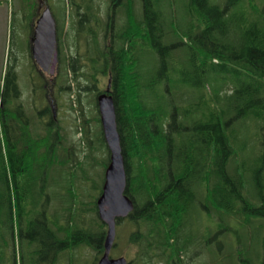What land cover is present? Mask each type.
I'll return each instance as SVG.
<instances>
[{
    "label": "trees",
    "instance_id": "obj_1",
    "mask_svg": "<svg viewBox=\"0 0 264 264\" xmlns=\"http://www.w3.org/2000/svg\"><path fill=\"white\" fill-rule=\"evenodd\" d=\"M28 1L33 6L35 0ZM93 1L69 0L70 33L77 30L76 39L88 37L90 45L85 54L77 47L74 57L63 60L67 65L59 88L62 96L69 95L70 128L31 117L18 123L13 91L23 90L13 66L0 82V210L6 205L12 213V200L6 196L11 190L10 170L17 190L20 186L35 192L30 207H20L26 203L20 200L18 208L28 233L34 229L30 242L34 264L62 263V253L54 259L57 250H66L64 264H79L83 256L90 262L89 252L96 264L104 253L106 225L98 216L99 197L94 205L87 202L79 213L71 208L68 214L45 206L44 198L50 187L61 190L68 168H74L68 163L77 153L85 163L104 161L106 168L108 156L97 159L107 150L101 127L97 128L99 113H87L81 103L87 92L93 104L105 92V83L111 84L127 193L135 202L129 218L119 221L132 228L126 243L136 247L137 258L131 264H184V255L212 236L211 257L213 242L220 240L209 228L202 233L195 227L192 216L198 211L221 223L239 219L242 228L257 226L264 232V221L257 222L264 219V197L257 204L263 169L253 170L252 179L247 177L249 169L245 163L239 166V158L249 143L240 146L239 135L232 133L238 122H264V0H189L188 12L182 10L176 17L164 0H143L141 16L135 0H123L109 27V40L108 21L101 20V7ZM89 3L90 8L85 6ZM117 15L124 24H115ZM72 95L74 99L69 98ZM98 131L99 142L94 144L100 152L85 153V148L93 149ZM80 132L83 137L77 139ZM233 158L237 163L230 170ZM46 224L59 231L56 236L61 240H52ZM117 245L116 241L114 250ZM36 256L42 257L38 263ZM259 262L264 264V252Z\"/></svg>",
    "mask_w": 264,
    "mask_h": 264
},
{
    "label": "rangeland",
    "instance_id": "obj_2",
    "mask_svg": "<svg viewBox=\"0 0 264 264\" xmlns=\"http://www.w3.org/2000/svg\"><path fill=\"white\" fill-rule=\"evenodd\" d=\"M48 5L54 13V16L57 20V24H59L60 28H63L64 36V48L62 54L64 56L68 55V53H74L76 47H84V44L87 45L85 41L89 39L88 37H82L78 40L75 37L68 35V25L69 21V0H47ZM93 1V0H92ZM168 12L171 16H177L178 13H181L182 10H186L190 7L189 0H164ZM119 3V1H118ZM117 3V4H118ZM136 3V14L141 16L143 10V0H135ZM93 5H99L101 7V20L103 22L108 21V16L106 14H111V4L109 0H96L93 1ZM46 6V5H45ZM31 5H29L28 0H0V82H2L7 62L8 52H9V43L12 40V18L19 13H30ZM116 22H119L120 25L124 24V19L120 23L119 16H116ZM118 20V21H117ZM21 21V18L18 19V22ZM21 27L23 29V34H20L22 30L20 27H13V30L16 32L17 44L14 46L16 56L18 58L17 65L14 64L18 74H19V85H21L22 90L25 95H29L31 92V88L35 84H38V77L36 76V72L34 71V67L32 65V61L30 58V50H29V35L30 28L29 24L24 26V23H21ZM117 25V24H116ZM119 27V25H118ZM114 27L113 30H115ZM96 30V28H94ZM101 30V26H100ZM111 37V30L108 28V40ZM81 42H78L80 41ZM81 43V45H80ZM65 63L60 64V77L64 73L66 69ZM66 73V72H65ZM31 74H33L32 80L30 79ZM106 88V83L104 84ZM68 93L64 92V96L60 97L59 104L61 107V115L59 117V121L61 124L67 128H70L71 120L73 114L68 110ZM76 95H72L69 98L74 99ZM38 99V98H37ZM36 99V100H37ZM35 100V101H36ZM32 101V100H31ZM30 102L28 105V114L29 116L38 122H40V113H36L30 108ZM35 101L33 104H35ZM39 102V101H37ZM76 105H78L77 100H75ZM80 103V102H79ZM81 103L83 104L86 112L89 110L92 111L93 114L98 113L97 100L95 98V102L92 104L91 97L89 93L84 92L81 95ZM40 108L43 107V104L39 105ZM79 107V105H78ZM63 117V120L61 119ZM264 122L260 121L259 123L246 121L243 123L238 122L232 128V133H237L240 138L239 145L244 146V144L249 143V145L245 148V151L241 154L239 158V166L242 164L247 165V169H249L248 178L252 179V172L255 169L262 168L260 180V187L257 192V204L261 205L263 203L264 197ZM100 126L97 125V128ZM231 130V129H230ZM90 135V134H89ZM96 137L93 138V149L85 148V153L91 152L95 150V153H99V149L96 147L97 145L94 142H99V131L96 134ZM79 137H83V133H78L77 139ZM91 138V137H90ZM86 144L90 143L89 140L85 141ZM238 143V142H237ZM3 139V156L7 157L6 146ZM77 155V156H76ZM75 155L73 161L68 163V167L73 165L74 168L69 167L67 170V175L65 181L63 183V187L61 190H57L56 186L50 187L49 196L44 198L45 206H54V208H60L65 211V214H68L69 209L74 208L77 213H79V208H85L86 203L88 202L91 205H94V202L99 197L104 175H105V164L101 161H92L89 160L87 163L84 162L83 155H79L78 153ZM86 155V154H85ZM105 156H108V152L103 154H98V160H103ZM243 157V158H242ZM80 160H79V159ZM242 158V159H241ZM8 163V162H7ZM236 160L233 158L230 162V170H233L236 166ZM9 169V168H8ZM75 170V171H74ZM9 184H10V192L6 194V196L12 200V213L9 214L6 205H2V210H0V255L3 258V264H34L33 261V251L31 247V235H34V229L32 228L29 233L27 231V220L22 219V216L18 212L19 201L25 200L26 203L20 204V207H30L32 201L35 202V192H25V190H21L19 186L18 190L15 188L14 177L10 170H8ZM19 183L22 184V180L18 178ZM21 188V189H20ZM4 196V198H6ZM49 199V203L47 200ZM5 200V202H4ZM42 199V203H44ZM3 203L7 204L6 199H3ZM218 218V217H217ZM22 219V220H21ZM257 222H263L264 219L259 218ZM193 223L197 225L202 233L206 232V229L209 228L213 232V234H218L215 238L220 240L218 243L216 240L213 242V253L207 255L205 253V249L198 248L192 254H189L186 259V263L188 264H207V259L209 260V264H245L246 261H251L252 264H260L259 255L264 252V232L259 230L257 226L253 229L248 230L246 228H242L239 219L228 218L225 223H221L220 220L216 218H208V216L198 211L192 216ZM196 221V222H195ZM127 223V222H126ZM132 230L131 226L127 224L118 225L117 229V250L115 249L112 252V257L119 258L121 256L126 257L129 261L132 259H136L137 249L133 245L126 243L128 233ZM220 230H222L220 232ZM38 244V243H37ZM252 248V249H251ZM202 250V251H201ZM85 253H88L87 251ZM91 253H88V258L90 262L86 259L85 256L80 258L79 264H93V257L90 258ZM35 256V254H34ZM36 262L42 260V257L38 259L36 256ZM100 258V257H99ZM59 264L65 263V259L62 261L60 259ZM162 264V263H156Z\"/></svg>",
    "mask_w": 264,
    "mask_h": 264
},
{
    "label": "water",
    "instance_id": "obj_3",
    "mask_svg": "<svg viewBox=\"0 0 264 264\" xmlns=\"http://www.w3.org/2000/svg\"><path fill=\"white\" fill-rule=\"evenodd\" d=\"M32 43V55L36 64L41 70L54 76L59 59L56 20L50 9L45 10L38 20ZM110 90L111 84L105 93L97 98L102 131L110 151L103 191L97 201L99 217L108 226L105 251L98 264H129L125 257H110L116 238V219L127 217L134 210V202L127 194L125 156L118 130L116 107Z\"/></svg>",
    "mask_w": 264,
    "mask_h": 264
},
{
    "label": "flooded vegetation",
    "instance_id": "obj_4",
    "mask_svg": "<svg viewBox=\"0 0 264 264\" xmlns=\"http://www.w3.org/2000/svg\"><path fill=\"white\" fill-rule=\"evenodd\" d=\"M90 1V0H88ZM119 3L117 4H114V5H111V14H108V28L112 27V24L114 23L115 21V18L114 16L116 15V8L117 6H119V4L123 3V0H118ZM78 3H81V0H78ZM34 4H35V7H34ZM34 4L33 6L31 5V8H30V13H19V14H16L13 18H12V21H11V24H12V27L16 26L19 28L22 29V25L21 23L23 24L24 23V26L27 24H29V28H30V35H29V50H30V58H31V61H32V65L34 66V71L36 72V76L38 77L39 81L37 82L38 84H35L34 82V85L35 86H39L40 88H35V89H32L31 92L29 93V95H25L24 94V91H22L21 94H18V93H15L13 91V95L15 96L14 98V110H15V117H16V120L18 121V123L23 121L24 123L25 122H29L30 119H29V114H28V105H26L28 102H30L31 100V103L29 104L30 105V108L35 111L36 113H40V119L42 121V123H44L45 125H52L54 122L56 123V126H58L61 121H59V117L61 115V107H60V104H59V99L60 97H62V92L59 88V84H60V80H59V77H60V69H59V64H63V60H64V55L62 54V49L64 48V36L65 33L64 32H58V28H57V43H58V59H59V63H58V69H57V73L55 76L51 77L50 75H48L46 72H44L43 70H41L40 67L37 66L36 64V61L32 55V40L34 38V35H35V29H36V25H37V22L39 20V18L41 17L42 13L47 9L49 8L48 6V1L47 0H35L34 1ZM46 5V6H45ZM87 6L88 8L91 7V4H87L85 5ZM99 6V5H97ZM21 18V21L18 22V19ZM93 21V20H92ZM77 22H78V19H77ZM94 22H96V20L94 19ZM23 29L20 31V34L22 35L23 34ZM77 30H74L73 33H69V36L71 35L72 38H74L75 36V32ZM69 32V30H68ZM17 39H16V32L13 30V34H12V40L10 41V45H12V52L8 54L7 56V59L9 60V62L14 65L18 63V58L16 56V52H15V49H14V46L17 44ZM78 42H81L78 41ZM87 43V45L84 44V47H81V43L79 46V49L81 47V51H82V54H85L86 51L90 50V45L88 46L89 44V39H87V41H85ZM77 50V47L75 49V52L74 54L78 53L76 52ZM71 57H74L73 53H68V55H66V58H71ZM15 68V67H14ZM16 70V68H15ZM16 73H17V76L19 78V74L16 70ZM33 78V74H31L30 76V79L32 80ZM38 98V99H37ZM37 99V100H36ZM36 100V101H35ZM35 101V104H33ZM39 101V102H37ZM40 104H43V107L40 108ZM4 106H2L3 108ZM61 119L63 120V117H61ZM57 130H59L57 128ZM43 210V209H42ZM40 214H42V212H40ZM37 216L39 215L38 213L36 214ZM39 217V216H38ZM36 219L38 220V218L36 217ZM119 221L117 222V225H118ZM62 225V224H61ZM49 226H47L46 224V228L52 233V240H54V237L61 240L59 238V235L56 236L57 234H59V231L58 232H55L54 229H49L48 228ZM54 227L57 228V225ZM212 237V236H211ZM209 237L207 238L206 242H205V245H201L200 247H198L199 249L200 248H203L205 249V253L207 255H210V250H211V245H212V238ZM38 240V239H37ZM63 240V239H62ZM38 243V242H37ZM51 243H54L53 241H51ZM209 247H210V250H209ZM197 247H195L193 250H190L189 252H187L185 255H184V264H188L186 263V259H187V256L189 254H192L195 250L198 249ZM202 251V250H201ZM61 254V258L62 260L65 259V257L67 256V252L66 250H62L61 252H59L57 250L56 254H55V257L54 259L57 260L58 257H60V254ZM207 264H209V260L207 259L206 261ZM64 264V263H63ZM177 264L178 261H177Z\"/></svg>",
    "mask_w": 264,
    "mask_h": 264
},
{
    "label": "bare ground",
    "instance_id": "obj_5",
    "mask_svg": "<svg viewBox=\"0 0 264 264\" xmlns=\"http://www.w3.org/2000/svg\"><path fill=\"white\" fill-rule=\"evenodd\" d=\"M157 27V26H156ZM158 28V27H157ZM213 59V58H212ZM192 199V198H191ZM191 201V200H190ZM145 205V204H144ZM140 206V205H139ZM146 206V205H145ZM137 210V209H136ZM144 210V209H143ZM155 214V213H154ZM163 214V213H162ZM144 216V215H143ZM158 216V215H157ZM169 216V215H168ZM166 217V216H165ZM157 218V217H156ZM143 219V218H142ZM158 219V218H157ZM138 220V219H137ZM146 220V219H145ZM153 220V219H152ZM159 220V219H158ZM77 236V235H76ZM73 242V240H72ZM75 246V245H74Z\"/></svg>",
    "mask_w": 264,
    "mask_h": 264
}]
</instances>
